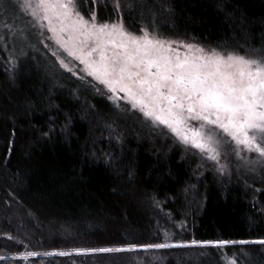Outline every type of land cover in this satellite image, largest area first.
<instances>
[{
  "label": "trees",
  "instance_id": "16d2710c",
  "mask_svg": "<svg viewBox=\"0 0 264 264\" xmlns=\"http://www.w3.org/2000/svg\"><path fill=\"white\" fill-rule=\"evenodd\" d=\"M76 2L85 18L95 11L137 35L264 54V0ZM2 4L0 264H264V168L219 174L166 127L62 68L21 0ZM192 239L234 243L73 251Z\"/></svg>",
  "mask_w": 264,
  "mask_h": 264
},
{
  "label": "snow or ice",
  "instance_id": "6c2138e0",
  "mask_svg": "<svg viewBox=\"0 0 264 264\" xmlns=\"http://www.w3.org/2000/svg\"><path fill=\"white\" fill-rule=\"evenodd\" d=\"M0 7L7 12L6 4ZM21 7L33 8V16L37 15V9L42 10L45 13L42 18L48 20L57 44L83 65L80 72L99 81L115 96L123 93L120 99L128 101L129 110L142 112L151 120L153 129L166 126L180 141L206 151L209 158L217 162L220 158L218 149L229 143L228 138L237 145H244L248 151L258 153V159L264 158V54L253 59L184 44L189 51L181 56L179 48L172 45L183 44V41L158 38L147 28L140 29L141 34L137 35L128 31L122 20L98 23L95 11L85 18L76 0H38L35 7L30 0H24ZM115 7L121 8L120 0H116ZM54 17L60 23L59 29L53 24ZM61 34H66L67 39ZM53 55L57 56L61 67L73 72L65 58L57 52ZM73 74L80 75L79 72ZM96 90L100 91L99 88ZM192 121L199 122V127L193 126ZM236 154L239 156V152ZM219 170L223 171L224 166L221 165ZM231 243L234 242L192 239L178 241L175 245L133 243L126 249L73 251L104 253L137 248L222 247ZM258 243L264 245V240ZM27 255L38 254L30 252Z\"/></svg>",
  "mask_w": 264,
  "mask_h": 264
},
{
  "label": "rangeland",
  "instance_id": "374dc122",
  "mask_svg": "<svg viewBox=\"0 0 264 264\" xmlns=\"http://www.w3.org/2000/svg\"><path fill=\"white\" fill-rule=\"evenodd\" d=\"M21 1H22V5H23L24 0H21ZM30 2L33 4V7H35V5L38 3V0H30ZM24 10L27 12L29 17L32 18V20L34 22L35 29L41 35L42 41L44 42L45 45H47L48 49L52 53L57 52V54L60 57L65 58L66 63H69V67L73 69V72H79L80 73V75H76V76H79V77L80 76H86L85 73L80 72V69L83 68V65L80 64V62L78 60H75L73 57L68 56L67 52L64 51V49L60 48V45L57 44L56 35L52 31L49 30L48 20L42 18L45 15V13L42 10L37 9V15L33 16L32 15L33 8H27ZM97 22L101 23L99 21H97ZM53 24L57 27V29H59L60 23L55 17L53 18ZM61 35H63V37L65 39H67L66 34H61ZM158 38H160V37H158ZM161 39H163V38H161ZM165 40H167V39H165ZM168 41H173V40H168ZM184 44H190V43H185V42H183V44L176 43V44H173L172 47L173 48H179L180 55L183 56L185 52L189 51L188 49H186L184 47ZM192 45H195V44H192ZM195 46H198V45H195ZM199 47H201V46H199ZM202 48H204V47H202ZM204 49H205V51H210L206 48H204ZM221 54H223V53H221ZM55 57L57 59V56H55ZM58 62H59V60H58ZM65 70H67V69H65ZM86 78L92 80L94 83H96V85L100 86L104 90L105 94L107 93L106 95H108V97L112 96L111 100L113 102H115L119 105H127L129 108H131L128 101L120 99V97H122L124 95L123 93H120L119 96H115L107 90L106 86L101 84L99 81H96L93 77L86 76ZM136 110L138 112H140L138 109H136ZM140 113H142V112H140ZM191 124L193 126L199 127V122L192 121ZM164 127H166V126H164ZM228 139H229V143L222 144L218 149L220 152L219 162L210 159L209 156L206 154V151H201V149L194 147L191 143H188V144L184 143V144L188 147L196 149L197 152L199 153L198 154L199 158L204 161V164L210 163L216 169V171L221 175H227V174H230L231 172L239 171L240 169L244 172L250 173L251 175H255V174H257V172H259L260 170H262L264 168V158L258 159V157H259L258 153H256L255 151L250 152L245 148L244 145H237L235 143V141H232L230 138H228ZM237 152H239V156L236 154ZM250 161H254V163H252ZM221 165L224 166L223 171L219 170ZM224 257L227 258L226 256H224ZM227 260H228L229 264H233V262H231V261H234V260H231V258L230 259L227 258Z\"/></svg>",
  "mask_w": 264,
  "mask_h": 264
}]
</instances>
